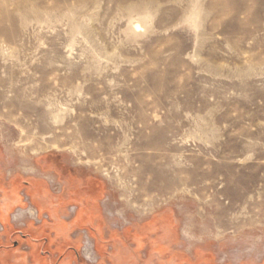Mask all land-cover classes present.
<instances>
[{
	"label": "rangeland",
	"instance_id": "rangeland-1",
	"mask_svg": "<svg viewBox=\"0 0 264 264\" xmlns=\"http://www.w3.org/2000/svg\"><path fill=\"white\" fill-rule=\"evenodd\" d=\"M63 166L142 264H264V0H0V173Z\"/></svg>",
	"mask_w": 264,
	"mask_h": 264
},
{
	"label": "crops",
	"instance_id": "crops-1",
	"mask_svg": "<svg viewBox=\"0 0 264 264\" xmlns=\"http://www.w3.org/2000/svg\"><path fill=\"white\" fill-rule=\"evenodd\" d=\"M62 168V176L54 171L50 179L0 173V264H88L79 252L84 237L94 244L95 264H142L146 249H165L159 240L172 232L157 222L159 216L112 228L102 210L103 182ZM56 178L58 190L52 188ZM26 205L36 210L39 222L23 213L32 210L14 213Z\"/></svg>",
	"mask_w": 264,
	"mask_h": 264
},
{
	"label": "built area",
	"instance_id": "built-area-1",
	"mask_svg": "<svg viewBox=\"0 0 264 264\" xmlns=\"http://www.w3.org/2000/svg\"><path fill=\"white\" fill-rule=\"evenodd\" d=\"M24 197L27 200V197L26 196H24ZM30 207L31 206H27L26 208H16L15 211H14V213L19 212V211H24V209H27V208H30ZM23 213L29 215L35 222H39L40 221V218L37 215V212H36V210L34 208H32V213H29V212H27V213L26 212H23ZM84 244H85V242L83 240V245H82V249H81V254H82L83 257H84V255H83L82 250H83Z\"/></svg>",
	"mask_w": 264,
	"mask_h": 264
}]
</instances>
